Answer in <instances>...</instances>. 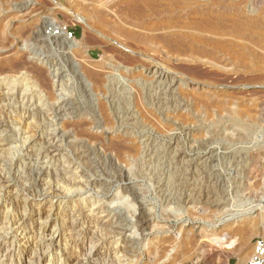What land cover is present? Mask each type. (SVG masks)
Returning <instances> with one entry per match:
<instances>
[{"label":"rangeland","instance_id":"rangeland-1","mask_svg":"<svg viewBox=\"0 0 264 264\" xmlns=\"http://www.w3.org/2000/svg\"><path fill=\"white\" fill-rule=\"evenodd\" d=\"M7 1L9 2L0 0V139L10 147L12 162L10 168H5V172H1L5 175H2L5 178V184L17 192L20 191L18 192L20 194L35 195L40 192L35 180V168L41 165H48L53 169L62 167L60 169L66 170V177L71 180L75 179L74 169H86L84 170L85 177H92L91 179L98 180V183L92 186L79 185L72 191L65 192L64 196H61L60 202L69 210H72V207L81 209L83 205V208L87 207L85 208L87 210L90 206L97 204L105 205L111 209H121V214L126 212L127 217H130L133 209L135 210V207L141 204L145 209H151L152 214L159 218V225L162 228L159 235H145L140 238L139 246L142 247L148 237L151 241L163 237L175 239L178 237L180 227L184 225L185 229L196 234L202 232L205 237L197 239L196 243L192 245L193 247H188L190 249L184 247L178 249L177 253L187 254L189 257L182 264H241L243 261L245 264L251 258L255 242L258 239L264 240V223H262L264 219L259 225L253 224L256 222L253 217L257 213L262 212L264 218V20L262 30L255 33H237L233 26L221 24L210 36L213 39L218 37L223 45L232 48L229 47V49L215 53H211L208 48H202L194 59H186L169 56L170 53L165 49L162 50L160 46L143 45L129 40L125 35H121L115 30L113 31L110 25H113L115 21L119 22L117 18L115 20L114 16L108 13L114 3L113 0L104 2L106 6L104 13L109 16L108 19H113L108 20L105 25L93 24L86 29L73 22L70 16L57 9L50 0ZM55 1L72 12H79L80 9L81 14L82 7L92 6V3H96L98 0L96 2H93L95 0ZM208 1L190 0L191 6L182 13L183 16L180 15L181 19L190 25V28L193 27L192 31L195 30L194 27L197 28L199 22H202L200 21L201 13L204 10L203 7L201 9L193 8L197 7L196 3L203 6ZM215 1L216 5L213 6L215 8L221 3L218 9L223 5L233 3V6L240 12H252V16L264 13V0ZM20 10L21 12H19ZM11 15L13 16L11 17ZM211 16L212 14L207 12L203 14L206 21ZM6 21H9L8 24ZM175 23L178 21L175 20ZM118 25H122V28L125 26L124 30L131 31L128 26L120 22ZM62 26H65L68 32L73 35L71 41L86 46L84 50L86 49L89 58H79L82 59L81 61L77 58L81 62L78 63L80 73L84 74L88 70L101 71L106 65L102 73L105 72L108 80L110 78L113 80L110 84L107 82V88L108 90L115 88L114 96H121L117 103L122 108L115 111L116 114L113 118H110L105 111L97 109L94 111L92 107L96 103L95 99L101 100L100 96L110 95L105 92L100 94L93 87H91L92 89L87 88L85 82L80 81L79 73L71 65L70 61L76 59L69 55L66 56L67 49L60 45V38L47 34V29L45 31V28ZM27 29L28 32H26ZM135 31L137 32V30ZM198 31L200 32V30ZM207 36L210 38L209 34ZM7 44L8 47H6ZM238 50H242V53L239 51V56L234 53ZM151 61L155 64L153 63L147 69L146 65ZM158 62L161 66L169 68L170 71H164L160 65L155 68L159 64ZM101 63L102 65H100ZM101 66L102 68H100ZM157 68L163 70V78H165L163 80L166 82V86L154 83L150 86L148 83L146 85L145 81L151 80ZM46 71L50 74L51 84L49 87L43 85L39 77L36 78V75L46 73ZM135 74L140 77L137 78ZM171 78H174L171 87L176 92H173V96H161V90L169 87L170 84H167ZM186 78H190V80ZM136 79L140 81H135ZM193 80L205 83L206 86L202 89ZM87 81L90 80L87 79ZM120 89L122 91H119ZM146 96L148 97L147 105L145 104L146 109L143 106L137 107L136 100L140 105V100ZM201 98L202 101H207L208 104L205 102L207 106L205 103L202 105L199 102ZM86 103L91 106H87ZM163 103L171 105L170 110L165 105V107L160 105ZM209 104L212 108L208 107ZM201 105L205 107L203 108ZM239 111L241 113L240 120L234 121L232 115ZM185 116L187 117L185 118ZM109 120L122 123L123 126L115 125L116 123L112 126L108 125ZM27 126L33 127L31 128L34 135H32L30 143L36 144L33 148L34 153L30 152L25 145ZM120 137L125 140L135 139L139 144L148 141L147 143L164 147L165 151L160 154V157H156L152 149L148 150V156L143 159L142 168L133 163H121V167L125 171L124 176H121L117 170L115 172V169L108 168L109 157L116 158L114 153L112 155L111 152L110 155L108 154L109 151L106 152L107 154L104 153L106 150L104 146ZM90 138L96 140L91 139V143L88 144ZM247 139L248 141H246ZM99 141L101 143H98ZM84 143H87V146ZM49 144L59 148L55 147L58 160L54 161L48 155L46 160H42V162L47 161L48 163H38L39 165L34 164L33 166L32 164L37 158L36 151L43 148L42 145ZM87 147L89 148L87 149ZM95 148L100 151L97 152ZM106 156L108 159L105 158ZM100 158L104 159V162ZM80 160H83V163ZM63 164H66V168ZM105 164L107 167L104 166ZM90 165L91 168H89ZM7 169L9 173H6ZM25 172L26 174H24ZM93 174L96 176L93 177ZM125 183L129 184L127 192L123 193L122 187ZM25 189L31 191V194H28ZM124 194L126 195L124 196ZM115 195L118 197L114 202H111ZM206 195H208V199L205 197ZM170 198L171 200H169ZM4 200L6 201L5 194L0 196V206L4 204ZM168 201H171L169 207L167 206ZM201 202L204 205L201 206ZM192 203L195 205L193 206ZM126 205L133 206V209L130 208L127 211L122 209ZM166 206L168 209L170 208L169 216L171 218L165 215L167 213H162ZM223 213L235 217L233 220L214 226V222L220 220ZM57 217L55 216L59 220ZM243 218L245 225L250 223L253 227L250 229L251 232L242 249L240 248V238L231 233L236 227H239L240 219ZM252 220L254 222L251 223ZM122 224L130 227L131 232L134 231L129 222ZM168 228L170 229L168 230ZM164 232L167 233L164 234ZM226 233L232 237L226 236ZM11 241L12 239L10 240L8 237L3 242L4 247H0V264H6L2 255L4 250L14 252L16 259L17 248L10 246ZM89 244L90 242L84 246L86 250L89 248ZM245 248H248L246 253L244 252ZM83 254L85 253H81L79 259ZM75 257L77 254L73 253L71 262L75 261ZM153 257L152 252L143 250L139 264H149Z\"/></svg>","mask_w":264,"mask_h":264},{"label":"bare ground","instance_id":"bare-ground-1","mask_svg":"<svg viewBox=\"0 0 264 264\" xmlns=\"http://www.w3.org/2000/svg\"><path fill=\"white\" fill-rule=\"evenodd\" d=\"M15 1H17V0H15ZM50 1L54 5H56L57 9H59L60 11L64 12L68 16H70L73 19V22L81 25L85 29L88 27H91V25H93V24L94 25L95 24L96 25H105V23L108 22V20H111L113 18L114 19L117 18V20L120 23L128 26V28L131 31L124 30V29H126L125 26L123 25L124 28L121 27L122 25L119 26L118 25L119 22L115 21L116 19L114 21L117 23L114 22L113 25H110V23H109V25L112 27L113 31L115 30L118 33H120L121 35L122 34L125 35L126 38H128L129 40L131 39V41L141 43L143 45H149V46H153V47L160 46V48L162 50L165 49L168 53H170V55H169L164 50V52H166L169 56H172V57L175 56L176 58H186V59H194L196 57L197 52H200V49H202V48H208L211 53H215L216 51H220V50L223 51V50L229 49V47L232 48L231 46L223 45V43L219 41L218 37H217V39H218L217 40L216 38L213 39L210 36L211 34H213L215 32V30L219 27V25H221V24L231 25L235 28L237 33H243V32L255 33L257 31L262 30V22L264 20V13L260 14L259 16H252L251 15L252 12H246V13L240 12L236 7L233 6L234 5L233 3L223 5L221 8L218 9V7L221 3L218 4L215 8L213 6L216 5L215 4L216 1L213 0L214 1L213 2L212 0H209L203 6L199 3H196L197 7L193 8V9H196V8L201 9L203 7L204 10H202V13H201L202 18L200 21H202V22H199V24H197V28L194 27L195 30L192 31L193 27L191 26L192 28H190V25L184 19H181V16H180V15L183 16L184 14H182V13H184L186 11V9L191 6L190 0H113L114 3H113V5L110 8V11L108 13L110 15L112 14L114 17L110 18V19H108L109 16L106 13H104V9H106V8H104V7H106L104 4L105 0H98L97 2L95 0L93 2H96L97 4L92 3L93 4V5L91 4L92 6L89 5V7H86V8L82 7L81 9L83 12H81V14H80V9H79V12H76V11L72 12V11L68 10L67 8L63 7V5L58 3L57 1H55V0H50ZM6 2H9V1L6 0ZM23 2H25V0ZM11 3H13V2H11ZM15 3H17V2H15ZM20 3H22V2H20ZM94 4H96V5L94 6ZM19 6H21V5H19ZM81 6H82V4H81ZM81 6H79V7H81ZM211 7H213V8H211ZM38 11H39V9H38ZM19 12H21V10ZM204 12H207L208 14H212V16L209 17L207 21L203 17ZM12 16L13 15H11V17ZM8 18H10V17H8ZM175 20L178 21V23H175ZM8 22H7V24H8ZM111 23H112V21H111ZM31 25H33V24H31ZM1 26H2V23H1ZM28 28L30 29V26H28ZM59 28H61L62 33L60 36H58L56 38H60V42H59L60 45L64 49H67L66 56L69 55L71 57H74V59H76L74 61L71 60L70 62H71L72 67L75 69V71L77 73H79L80 81L85 82L86 87L87 88L89 87V89L91 87H93V89L95 88V90L98 91L100 94L105 92L106 94L108 93L110 95V96H105V94H104V96H100L101 100L95 99L97 104L94 102L95 104H93V106H92L94 108V111L96 109L99 111L101 110L103 112L105 111L110 118H113L117 112L116 110L122 108L120 106V104L117 103L121 99L120 98L121 96L120 95L114 96L115 91H116L115 88L113 90L112 89L108 90V88H107L106 84H108V83L110 84L113 80H110L111 79L110 78L109 79L110 81H109L107 78L108 76L106 77L105 76L106 74H104L105 72L102 73V70L105 69L106 65L103 66L104 69H101V71H97V72H93L90 70L86 71V73H84L85 76H84V74H82V72L80 73V68L78 66V63H81L80 61L82 59L80 60L79 58H83V59L89 58V56L86 52V49L84 50V48L86 46H84V44L76 43L75 41H71L70 39H67L64 36V30L66 29L65 26L64 27L62 26ZM46 29L48 30V29H56V28H45V31H46ZM2 30H5V29H2ZM135 30H137V32ZM198 30H200V32ZM205 31H207L208 33H206ZM26 32H28V29ZM207 34H209L210 38L207 36ZM22 37H23V35H22ZM6 47H8V44ZM160 48H159V50H161ZM239 51H241V53H242V50H238V51L234 52L235 55L239 56V54H238ZM201 52H202V50H201ZM210 55H213V54H210ZM77 58L80 61H78ZM18 63H17V65H19ZM153 63L154 62H152V61L147 63L146 68L149 69V66H151ZM20 65H21V63H20ZM100 65H102V63ZM159 65L161 66V64L159 63L155 66V68ZM163 66H161L160 68H163L164 71L165 70L170 71L169 68H167L166 66L165 67H163ZM96 67H95V69H96ZM98 68H99V66H98ZM100 68H102V66ZM160 68H157V71H156V73H154L152 75L151 80L145 81L146 85H147V83L149 84V86L153 83L156 85L157 84L165 85L166 82L163 80V79H165V78H163L164 73H163V70ZM138 72H140V71H138ZM110 73H109V75H110ZM32 74H33V72H32ZM111 75H112V73H111ZM165 75H166V72H165ZM201 75H203V74H201ZM49 76H50V74H48L46 71V73L44 72L43 74L40 73V75H36V78L39 77L40 81L43 83V85H46L49 87L51 84V81L49 80ZM52 77L55 78V76H52ZM138 77H140V76H137V78ZM134 78H136V77H134ZM87 79H89L91 82L89 81L90 82L89 83L87 81ZM186 79L190 80V78H186ZM143 80H145V79H143ZM173 80H174V78H171L170 82H168L167 85L170 84L168 88L166 87V89H163V90H161L159 88L161 90V93H160L161 96H168V97L173 96V92H176V91H174V88L171 87ZM180 80H182L181 77H180ZM135 81L139 82L140 80L136 79ZM194 82H196V81H194ZM42 83H40V84H42ZM196 83L202 89L206 86L205 83H200V82H196ZM178 88L180 89V87H178ZM119 91H122V90L120 89ZM93 93H94V91H93ZM85 97L87 98L88 96H85ZM92 97H94V96H92ZM122 99H124V98H122ZM202 100L203 99L201 98V100L199 101L200 103H202V105L205 102L207 103V101H202ZM137 101L138 100H136V103H137L136 106L137 107L143 106L145 108V104H146V102H148V97L146 96L143 99H141L140 105L138 104ZM196 103H197V100H196ZM169 104H170V102H169ZM207 104H206V106H207ZM160 105L163 107L165 104L163 103V105L162 104H160ZM209 105H208V107L212 108L211 105L210 106ZM87 106H91V105L87 104ZM165 106L167 109H169L171 107V105L168 106V104ZM195 107H198V106L195 105ZM226 107L229 110L228 106H226ZM38 108H40V107H38ZM237 108H235L236 111H237ZM206 109H208V108H206ZM216 109H219V108L216 107ZM232 109H233V107H232ZM36 110H38V109H36ZM40 110H42V109L40 108ZM88 110H89V107H88ZM90 110H92V109L90 108ZM171 113H173V112H171ZM248 114L249 113L247 112V115ZM169 116H171V114H169ZM186 117L187 116H185V118ZM232 117H233L234 121L240 120V117H241L240 111L234 112ZM176 118H178V117H176ZM179 118L182 119V117H179ZM183 122H185V121H183ZM188 122H190V121H188ZM104 124H105V122H104ZM114 124L115 125L120 124V126H123L122 123L113 122V120L108 121V125L112 126ZM31 127L27 126V129L25 131V135H26L25 145L29 148L30 152H33V148L35 147L36 144L30 143L32 141L31 137H32V135H34L33 134L34 132L32 129L33 127L32 128ZM90 136H92V135H90ZM92 137H94V136H92ZM130 138H131V136H130ZM248 138H249V136H248ZM91 139H95V138H90L88 144L91 143L90 142ZM97 139H98V137H97ZM39 140H40V138H39ZM126 140L123 137H120L116 141L108 143L106 146H104V144H103V146L106 147V150L104 152L105 154H107L108 153L107 151H109V153H108L109 155L111 152V155H112V153H114V155L116 156V158H115L116 160L113 159V156H110V157L108 156L109 160H110V162L108 163V168H110L112 170L115 169V172L118 171L121 176H124V174H125L124 168L121 167V163L122 164H123V162L129 163V164L133 163V164H137V167L140 166L142 168L143 167V159L148 156V150L152 149V152L154 151L156 157H158V156L160 157V154H163L165 151L164 147L158 146L156 144L147 143L148 141L144 142L143 144H139L136 142L135 139H128L127 141H129V142H127ZM246 141H248V139ZM98 143H101V142L99 141ZM45 144H47V143H45ZM86 144H85V146H87ZM99 145H102V144H99ZM42 146H43V148H39L37 151L35 150L37 153V155H35V156L37 158H36V160H34V163L32 164L33 166H34V164H38V163H40V164L46 163L47 161L42 162V160L43 159L46 160V157H48V155L50 156L49 157L50 159H53L54 161L58 160V159H56V157H57L56 145L49 144V145H42ZM83 147H84V145H83ZM84 148H86V147H84ZM88 148L89 147H87V149ZM57 149H59V148H57ZM87 149H85V150H87ZM95 149H97V148H95ZM101 149H102V147H101ZM96 151L99 152L100 149H97ZM97 152H95V153H97ZM85 153H86V151H85ZM105 154H103V155H105ZM105 158H107V156ZM101 160H103L102 162H104V159H101ZM109 160H107V161H109ZM61 162H64V161H61ZM11 163L12 162L10 160V147L4 141H2L0 139V196L3 194H5V196H6V201L4 200L5 201L4 204L0 206V247H2L4 245L3 242L5 240H7L8 237H10V240L12 239L10 246H12V247L14 246V248L15 247L17 248L16 259L14 258L15 257L14 252L9 251V250H4V253L2 255H3V259L6 262V264H139L141 256L143 255V250H147V251L152 252V256H154L152 261H149V264H182L185 261H187L189 257L187 256V254L177 253L178 249L183 248V247L188 248L189 246L194 245V243H196L197 239L205 237L204 233L200 232L199 234H196L195 232L190 231L189 229H185L183 227L184 225H182L180 227L181 229H179V234H177L178 237H175V239L163 237L160 239L156 238V239H153V241H151L148 237L147 240H145V242L143 243V246L141 247V246H139V243L141 242L140 238H143L145 235L151 236L153 234L159 235V233H161L160 231H161L162 227H160L161 225H159V223H160L159 218L155 217L152 214L151 209L150 210L145 209L144 206H141V204H139L137 207H135V210H134L133 206L129 207L128 205H126L122 209H125L126 211L129 210L130 208L133 209V212L131 213L130 217H127L126 212H123V214H121V211H122L121 209H118V208L111 209L110 207H106L105 205H97V204L90 206L87 210H85V208H87V207L83 208L84 205L82 206L81 209H79L80 207H76L78 209H76V208L73 209V207H72V210H69L68 208H66L64 206V204L62 205V203L60 202L61 196L62 195L64 196L65 192L72 191L75 187H77L79 185L84 184L87 186H92L93 184L98 183V180L91 179L92 177H85L84 170H86V169L79 170V168H76V169L73 168L75 179L71 180L68 177H66L67 171L60 169L62 167L58 168L59 169L58 170V169H53L52 167H49L48 165H41V166L35 168L36 169L35 170V180H36V184L40 188V190H39L40 192L36 193L35 195H32L31 191L27 190L30 188H27L25 190H27L28 194H31V195L20 194V193H18L20 191L17 192L5 184L6 183L4 181L5 178L3 177L5 175H3V173L1 174V172H5V170H4L5 168L11 167L10 166ZM91 163H92V161H91ZM106 164L104 166H106ZM32 165H30V166H32ZM65 165L63 164L64 168H66ZM97 166H99V165H97ZM89 168H91V165ZM93 168H94V166H93ZM102 168H103V166H102ZM102 168H100V169L102 170ZM89 170H91V169H89ZM87 171H88V168H87ZM104 171H105V169H104ZM137 171H138V169H137ZM7 172H8V169L6 170V173ZM26 172L24 174H26ZM230 173H231V171H230ZM117 175H118V173H117ZM94 176H96V175L93 174V177ZM104 176H105V174H104ZM113 176H115V175H113ZM126 176L128 177V174H126ZM7 179H9V178H7ZM7 183H9V182H7ZM119 184H120V182H119ZM128 184L129 183L123 184V187L120 185L122 187L123 193L127 192ZM26 187H28V186H26ZM94 188H96V187H94ZM209 188H210V186H209ZM77 190H78V188H77ZM102 190L104 191L105 189H102ZM213 190H211V191H213ZM129 191H131V190H129ZM192 191L195 192L194 190H192ZM180 194H182V193H180ZM125 195L126 194H124V196ZM158 195H161V194L158 193ZM113 197L114 198L111 200V202H114V200L118 196L115 195ZM133 197H134V194H133ZM169 197H171V196L169 195ZM205 197L207 198L208 195H206ZM119 198H124V197H119ZM3 199H5V198H3ZM82 199H83V197H82ZM133 199L135 200V198H133ZM200 199H199V201H200ZM169 200H171V198ZM203 202H204V200H203ZM203 202H201V206L204 205ZM82 204H80V205H82ZM170 204H171V201H168L167 206L169 207ZM194 205L195 204H193V206ZM167 206H166V208H164L162 213H164V214L167 213L165 215L168 218H171V216H169L170 208L168 209ZM220 208H221V206H220ZM206 211H207V209H206ZM161 215H163V214H161ZM55 216H58L59 220H57L55 218ZM234 217H235L234 215H227V214L225 215L224 214L222 217H220V220L214 222L215 223L214 226H218V224L233 220ZM263 219H264L263 213L262 212H260L259 214L257 213V215L253 217V220L256 221L253 224L259 225ZM244 220H245L244 218L240 219L239 227L238 228L236 227L232 231V233L230 232L231 234H233V235L235 234L236 236H238L240 238V241H241L240 242V248H242V249L245 247V244L247 242L246 240L248 239V235L251 232L250 229L253 227V225L250 223L245 225ZM253 220L251 221V223L254 222ZM123 222H129L130 224H132L131 226L134 229V231L131 232L129 229L130 227H126V225H123L122 224ZM262 223H264V222H262ZM169 229L170 228H168V230ZM166 233L167 232H164V234H166ZM222 235H224V234H222ZM226 236H229V233H226ZM224 239H226V238H224ZM154 240H155V242H154ZM88 242H90V244H89V248L86 250V248H84V246ZM192 247H191V249H192ZM76 249H77V251H76ZM188 249H190V248H188ZM1 252H2V250H1ZM80 252L85 253V254H83L84 257H83V255L81 256L82 257L81 259H79L80 255H81ZM180 252H182V251H180ZM244 252L245 253L248 252V248H245ZM253 252H254V248H253L251 256L253 255ZM73 253L77 254V257H75L76 262L75 261L71 262V257H73ZM146 255H147V253H146ZM243 263H244V261L241 262V264H243Z\"/></svg>","mask_w":264,"mask_h":264},{"label":"built area","instance_id":"built-area-1","mask_svg":"<svg viewBox=\"0 0 264 264\" xmlns=\"http://www.w3.org/2000/svg\"><path fill=\"white\" fill-rule=\"evenodd\" d=\"M46 33L50 34L51 36L58 37L61 35L62 30L61 28L48 29ZM64 36L70 40H72L73 38V35L70 32H68L67 29L64 30ZM245 264H264V240L263 239H258L255 242L253 255Z\"/></svg>","mask_w":264,"mask_h":264}]
</instances>
